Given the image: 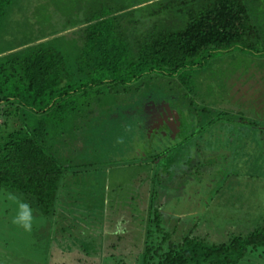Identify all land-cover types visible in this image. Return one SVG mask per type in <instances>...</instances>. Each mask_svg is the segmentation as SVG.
<instances>
[{
  "label": "trees",
  "instance_id": "16d2710c",
  "mask_svg": "<svg viewBox=\"0 0 264 264\" xmlns=\"http://www.w3.org/2000/svg\"><path fill=\"white\" fill-rule=\"evenodd\" d=\"M166 1L146 0L126 9H102L94 18L86 17L63 30L73 29L66 33L10 42L5 39L16 34L14 27L19 22L11 20L16 1L0 0V110L6 116L12 113L23 116L22 122L15 123L10 130L7 120L0 124V187L21 193L46 217H63L62 230L58 228L53 236L57 244L61 242L58 236L83 234L81 241L89 239L92 247L94 236L98 235L95 230L103 227L104 201L109 200L104 188L94 202L102 207L87 210L84 215L93 231L84 232L78 226L72 229L74 222L65 220L70 216L63 214L81 209L74 207L73 202L78 201L79 192L89 187L82 177L94 176L100 170L97 165L108 168L113 162L70 164L55 151L54 142H58L60 135L77 130L84 115L105 108L106 96L116 104L125 103L133 95L153 87L176 92L178 100L196 112L200 105L183 87L189 82L187 69L198 65L196 58L204 52L211 55L233 48L248 53L264 52L262 12L252 14L247 0H176L175 4V0ZM171 2L174 8L170 7ZM155 4L157 7L148 15L141 12L135 15ZM260 73L263 72H254L259 88L263 85L261 76L257 78ZM209 109L202 106L204 113ZM219 113L206 126L201 124L202 133L186 136L170 149L167 175H173V170L176 174L182 171L183 182L192 176L196 184L209 178L207 171L212 163L205 160L203 149L195 140L209 127L233 124L237 126L235 138L239 142L243 136L239 130L247 126L251 130L258 128L255 132L259 138L264 136L262 120L250 124L236 121L235 114ZM197 156L201 160L195 161ZM159 158L162 157L157 155L148 161L153 163ZM158 183L161 184L160 179ZM64 193H69L65 201L70 204L65 207L66 212L60 213ZM157 194L151 190L141 218L136 219L139 210L134 203L136 210L124 218V221L130 218L143 231L142 253L133 258L135 264H264V217L251 230L230 233L227 239L213 243L203 233L194 231L196 224L182 230L179 224H171L173 217L160 209ZM124 230L117 234L123 243L127 237ZM71 242L74 246L70 243L59 246L62 252H72L70 256L83 250L89 252L90 248L81 245L79 239ZM116 245L112 242L109 247L120 246ZM85 257L79 256L82 259L79 263L87 264L88 255Z\"/></svg>",
  "mask_w": 264,
  "mask_h": 264
},
{
  "label": "rangeland",
  "instance_id": "374dc122",
  "mask_svg": "<svg viewBox=\"0 0 264 264\" xmlns=\"http://www.w3.org/2000/svg\"><path fill=\"white\" fill-rule=\"evenodd\" d=\"M15 1L10 19L19 22L14 27L16 34L7 35L5 39L10 42L33 41L66 30L84 21L86 17L94 18L96 14L102 12V9H126L146 0ZM247 1L252 14L256 15L261 10L264 30V0ZM176 2L178 1L175 0L173 4ZM173 4L171 2L170 7L174 8ZM150 6L144 11H137L135 15L139 12L148 15L151 9L157 7L156 4ZM71 30L73 29L60 34ZM194 61L198 65L187 69L188 72L185 74L189 82L183 87L186 93H191L190 96L195 103L200 105L196 112L177 107L176 102L181 104L177 93H169L157 87L135 94L132 100L129 98L125 103L116 104L113 98L106 96L105 108H101L96 114L84 115V118L79 120L77 130L60 135L58 142H54L55 151L61 157L68 159L72 165L103 163L105 159L124 158L112 160L108 168L104 164L97 165L99 172L97 170L94 176L82 177L83 182L88 183L89 187L79 192L78 201L73 202L74 207L81 209L78 212L73 210L63 214L71 217L64 218L74 222L72 229L93 231L94 228L88 227L89 223L84 219V215L87 210L92 212L91 210L102 207V205L95 206L94 202L96 203L99 197L97 194H101L104 188L109 200L102 215V230H95L98 235L95 234L92 247H89V239L84 238L81 241L80 237H83V234L75 237H69V234L58 236L61 242L57 244L53 236L58 228L62 230L63 217H46L35 207L33 210L37 223L34 224L31 233L12 224L11 217L14 215L15 205L3 198L9 190L0 187V264H60L61 262L83 264L79 263L82 260L79 256L84 258L86 254L89 259L87 264H122V261L135 264L133 258L142 253L143 231L137 229L130 218L126 221L124 218L129 217L136 210L132 206L133 203L139 210L136 219L142 217L149 204L151 194L149 190L154 184L156 188L158 187L159 207L173 216V218L169 216L173 220L171 223L180 222V230L192 228L196 224L194 231L203 233L213 243H219L227 239L230 233L247 232L257 225L264 217V198L261 196L264 194V136L261 137L262 139L257 136L255 130L258 128L255 130H251L248 126L241 128L239 131L243 136L240 142L235 138L237 126L229 123L217 125L215 128L209 127L205 129L201 138L195 139L203 149L205 160L212 163L208 166L211 170H208L207 174L211 177L206 179V185L199 186L196 183L181 185L183 183H180L179 178H165L170 183L161 186L158 183L159 176L155 177V167L148 165V160L143 163L136 161L135 158L124 157L136 147V140L141 134L146 137L144 130L148 132L154 123L163 127L152 128L149 137L154 138L159 135L160 140L166 138V141L170 138L168 136L183 139L186 136L202 133L200 127L203 124L206 126V123H210L222 111L237 115L236 121L252 124L254 120H262L260 125H264V52L248 53L240 48H233L211 55L204 52ZM260 70L263 73L258 74L257 78L261 76L260 80L263 81L261 88L256 84L259 80L255 79L254 74ZM203 105L211 107L208 113L202 112ZM7 115L0 110V124L7 120L9 125L7 130L13 128L15 123L22 122V114ZM241 117L245 120L242 121ZM117 138H123L124 142L118 143ZM168 144L165 143V146ZM159 146L163 149L161 144ZM198 160L201 159L197 156L195 161ZM160 183H162L161 179ZM185 186L196 188L197 191L194 193L199 194L198 198L201 197L200 194L202 195L205 205H201V209L197 202L194 203L193 191H187L190 196L192 195L189 198L181 192ZM145 189L149 192L145 193ZM64 194L60 213L66 212L65 207L70 204L69 201H65L67 193ZM179 194L182 196H178ZM209 194L213 195L210 197ZM183 196L189 200L183 202ZM182 202L192 205L187 209H177L179 205H183ZM173 207L177 210L173 211ZM118 221H122V228L127 235L124 243L118 240V232L115 233ZM128 226L131 228L129 229ZM72 229L68 230L71 234L74 233ZM78 239L81 245L90 248L88 253L83 250L77 255L74 253L70 256L72 252H62L59 246L66 244L74 246L71 241L75 242ZM112 242L120 246L115 249L110 248ZM96 249L97 252L94 253Z\"/></svg>",
  "mask_w": 264,
  "mask_h": 264
},
{
  "label": "flooded vegetation",
  "instance_id": "af4514ba",
  "mask_svg": "<svg viewBox=\"0 0 264 264\" xmlns=\"http://www.w3.org/2000/svg\"><path fill=\"white\" fill-rule=\"evenodd\" d=\"M133 99V97H131V100ZM176 106L177 107H181V108H183V109H187L189 112H191V110H192V108H189L188 106H186L184 103H182L181 102V104H178V102H176ZM158 111H162V110H160V109H158V108H156ZM154 123V122H153ZM152 123V124H153ZM156 126H158V127H163L162 125H155V123L153 124V127H150L149 129H148V132L147 131H145L144 130V132H146V137H144L143 136V134H141V137L140 138H138L137 140H136V147H133V151H131V152H128L127 154H126V156H124L126 159H133V158H135V160L136 161H138V162H145L146 160H149V159H151V158H153V157H157V155L158 156H161L162 158H159L160 160L159 161H155V162H151V161H147V163H148V165H150V166H153V167H155V174L157 173L158 174V176H159V179H161L162 180V183H161V186H163V185H167V183L169 184L170 183V181L168 180V179H166L165 180V178H175V179H177V178H179L180 179V183H183V184H181V185H184L185 183H186V185H188L189 183H191V184H193V183H195L194 181H193V178H192V176H189L188 178H186V181H184L183 182V180H181V177H180V174L182 173V171H180V172H178V174H176V170H173L172 171V173H173V175H167V173H166V169H167V167H166V165H167V162H169V161H171V152H170V149H172L178 142H181V140H183V139H181L180 137H175V136H168V137H170V138H168V141H166L165 139H161L160 140V138H159V135H157L156 137H149V132H151V129L153 128H156ZM155 131V130H154ZM153 131V132H154ZM143 133V132H142ZM156 134V133H155ZM154 134V135H155ZM157 140H159V141H157ZM165 143H169L167 146H165ZM162 145L163 146V149H160V146L159 145ZM167 151H169L168 152V154H166L167 156H163V154H165V152H167ZM134 156H133V155ZM164 157V158H163ZM124 158H122V157H120V158H118V159H112L113 161H117V160H123ZM112 160H108V159H105V160H103V162H108V161H112ZM169 160V161H168ZM88 164V163H87ZM149 171H150V169H149ZM156 177V176H155ZM209 177H211V176H209ZM149 178H151V177H149ZM148 179V178H147ZM168 180V181H167ZM206 183V181L203 183V182H201V183H198V184H196V185H199V186H201V185H203V184H205ZM206 185V184H205ZM160 186V187H161ZM154 190V191H157L158 192V187L156 188L155 187V185L151 188V190ZM186 189V190H185ZM151 190H149V191H151ZM147 189H145V193H148L149 192ZM174 191V190H173ZM191 192V191H193V193H192V195L194 196V203H196L197 205H199V209H201V205H205V201H202V195L200 194V198H198V196H199V194H196V193H194V192H196L197 191V189L195 188V189H193V186L191 187V188H188L187 186H185L182 190H181V192H183V194L184 195H186L187 196V198H189V194H188V192ZM187 192V193H186ZM191 195V196H192ZM207 195V194H206ZM178 196H182L181 194H179ZM190 196V197H191ZM209 196H212V194H209ZM195 197H197V198H195ZM207 197H208V195H207ZM162 198V197H161ZM192 199V198H191ZM189 199H186L185 198V196H183L182 197V201L183 202H185V201H188ZM199 201V202H198ZM147 202V201H146ZM182 202V203H183ZM190 202V201H189ZM160 203V202H159ZM192 205V204H191ZM191 205L189 204V203H183V205H179L178 206V208L177 209H179V210H183V209H187V207L188 206H190L191 207ZM161 209V208H160ZM176 209V207H173L172 208V210L173 211H175V210H177ZM161 210H164V208H162ZM177 215H180V214H177ZM173 217V216H172ZM182 217V216H181ZM177 218H179V217H177ZM179 219H181V218H179ZM172 222H173V220H172ZM171 224H179L180 225V222L179 223H171Z\"/></svg>",
  "mask_w": 264,
  "mask_h": 264
},
{
  "label": "clouds",
  "instance_id": "9594fccd",
  "mask_svg": "<svg viewBox=\"0 0 264 264\" xmlns=\"http://www.w3.org/2000/svg\"><path fill=\"white\" fill-rule=\"evenodd\" d=\"M118 143H123V138H117ZM107 191V185L105 186ZM264 198V194H261ZM10 204L15 205L14 215L11 217L12 224L22 228L25 232L31 233L33 231L34 224L37 223V218L34 216V210L32 205L23 198L21 193L8 191L3 197ZM105 205L108 204V200L105 199ZM122 221L117 222V232L122 231Z\"/></svg>",
  "mask_w": 264,
  "mask_h": 264
}]
</instances>
